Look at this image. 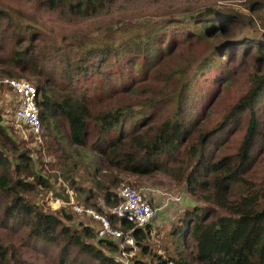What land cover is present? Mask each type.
<instances>
[{"label": "trees", "instance_id": "16d2710c", "mask_svg": "<svg viewBox=\"0 0 264 264\" xmlns=\"http://www.w3.org/2000/svg\"><path fill=\"white\" fill-rule=\"evenodd\" d=\"M115 1L38 0V7L60 19L89 18ZM258 9L264 10L259 0L248 7ZM170 20L168 26H145L141 37L83 51L70 39L41 42L37 27L15 22L0 8V77L32 76L48 151L60 170L53 176H62L84 207L101 212L98 198L118 204L114 188L124 174H167L203 203L184 211L166 258L153 252L149 261L133 258L132 264H264V22L257 35L245 30L231 37L240 24L253 25L232 8L206 6L188 21ZM219 34L230 38L219 41ZM202 41L209 45L203 63L188 74L179 64L190 61L188 52ZM220 56L252 57L257 67L245 76L226 69L218 78L212 69ZM172 59L176 69L164 70ZM94 77L113 83L102 85L101 98ZM200 78L212 82L205 92L194 89ZM219 83L229 88L224 105L215 102ZM141 93L137 108L126 100ZM91 127L96 137L88 145ZM30 154L26 140L14 137L0 116V264H40L37 257L29 260L32 246L53 264H125L117 258V242L81 222L73 226L71 214L43 210L31 199L58 194ZM63 187L61 200L68 201ZM131 228L137 247L149 224L121 221L122 230Z\"/></svg>", "mask_w": 264, "mask_h": 264}, {"label": "rangeland", "instance_id": "374dc122", "mask_svg": "<svg viewBox=\"0 0 264 264\" xmlns=\"http://www.w3.org/2000/svg\"><path fill=\"white\" fill-rule=\"evenodd\" d=\"M253 1L254 0H116L114 4L108 6L107 9L95 16L89 18L67 17L65 19H60V17H56L52 13H45L40 7H38V0H0V8L7 10L15 22L22 25L30 24L37 27V30L42 34L41 42L47 43L48 41H57L60 43L62 39H70L76 43L77 47L85 51L92 47H102L106 44L116 43L127 36L141 37L144 32V27L150 26L156 22H158V26H168L175 21L170 19L188 21L191 17L196 15L200 9L206 6H212L218 10L232 8L246 17L251 18L253 21L252 26L240 24L239 27L234 28L235 31L231 34V37L239 36L245 30H247L249 34L257 35L261 32L259 21L264 22V10L258 9L254 12H249L248 7ZM259 2L264 5V0H259ZM166 36L167 34H165V37ZM228 37L230 38V35L219 34L217 39L220 41ZM165 40L166 39L164 38L161 44H163ZM208 46V43L204 41H202L200 45L192 46L187 56L190 61L180 63L179 65L182 66L181 69L184 68L188 74L190 71H195L198 68V65L203 63L201 54L205 52V49H207ZM176 51H178V49H176ZM140 58L141 56L136 58L137 64L139 63ZM216 60L217 63L214 64L212 72H217L216 76L218 75V78L222 74L221 71L226 69L236 75L245 76L250 75L251 72H255L257 67L256 62L252 57L241 60L238 56L229 61L226 60L225 57L220 56L216 58ZM172 62L173 59L164 66V70L176 69L174 68L176 65H171ZM125 65L126 63L124 59L123 67ZM19 78L26 79L33 83V78L30 74H24ZM200 79L201 80L197 82L194 89L199 91L200 87L203 86L202 89L205 92L208 90L209 85L212 82L209 83L211 80H208L207 83H205L206 78L204 80L202 78ZM79 80L88 83V80L91 79L85 80L84 78H80ZM92 82L96 84V92L99 98L104 95L102 91L105 88L113 86V83L108 85L107 82H104L103 79H100L99 77H94ZM153 83L156 85L157 82L154 81ZM102 85L104 86L103 90ZM90 86L93 88L92 85ZM213 86H215V84H213ZM215 91V94H217L215 102L224 105L229 98V88H227L225 84L219 83ZM143 96V93L129 97L126 96V100L130 103L137 104L135 106V108H137L140 101L136 100H140ZM13 110L12 92L8 89L0 88V116L3 120V124L9 127L10 131L14 134V137L20 140H26L27 147L31 148L30 155L37 170L41 174L51 175L54 188L52 190H54L55 193L56 189V193L58 194L57 196H52V198H48L46 194L42 196H33L31 199L38 202V204L43 207V210L58 212L60 214L62 212L71 214L73 220L69 224L73 226H76L81 222L84 225L91 226L95 229L98 226L95 220L85 215L82 216L72 213L69 206L59 205V201L56 200L57 197L61 200V196H64L65 191L63 186H65L66 188H69V191L75 200L82 204L78 197L76 198L78 193L75 195V191L64 179H62V176H53L60 170L56 167L54 156L48 151V135L45 126L42 142L36 143L33 136L28 135L27 130L14 120ZM166 112L167 111L163 112L162 117H160L161 119ZM91 130L92 127L88 133V145L91 144L96 137L92 134ZM259 158L264 159V149L262 153L259 154ZM79 174L87 179L86 174H82L81 171H79ZM121 177L123 183L116 186L114 190L123 184L133 185L135 188L140 189L150 199L152 205L157 208L155 215L149 224V230L147 229L145 231L147 235H145V238L140 241L141 245H138L134 249V253L130 257L128 256L124 258L126 261L122 262L125 264H132L134 259L139 258L144 261H149L153 252H157L163 258H166L168 252L173 248L174 231L177 230V227L181 222L180 218L184 211L193 206H203V203L195 198H191L190 195L187 194L183 182H177L164 173H156L151 176L124 174ZM85 184L86 186L88 185V180H85ZM97 203L100 204L102 211L108 207V205H105L102 198H98ZM220 212L226 213L224 210ZM114 226L120 228L121 225L119 222H116ZM12 238L13 237H11V240ZM142 247H147L148 252L143 251ZM28 253L30 254V261H33V258L37 257L39 258L40 264H53L47 253L40 252V249H38L37 246H32V248L28 249ZM79 257L83 262L86 261L83 256L80 255Z\"/></svg>", "mask_w": 264, "mask_h": 264}, {"label": "built area", "instance_id": "2783aa9c", "mask_svg": "<svg viewBox=\"0 0 264 264\" xmlns=\"http://www.w3.org/2000/svg\"><path fill=\"white\" fill-rule=\"evenodd\" d=\"M0 86L8 89L13 94L14 120L27 130L28 135L33 136L36 143H41L43 127L39 116L38 92L35 85L23 78L4 76L0 77ZM67 191L68 201L60 200L57 197L56 200L59 201V205L69 206L72 212L95 220L98 224L95 228L97 236L100 238L109 237L121 246L122 249L117 254L118 259L121 261H126L124 258L130 257L136 248L134 239L131 236L133 228L124 231L121 226L120 228L114 226L109 215L115 218L120 225L121 221L124 220L131 223L133 227L141 228L150 224L157 210L140 189L130 184L117 187L115 192L120 198V202L106 207L101 212L92 207H84L75 200L69 189ZM47 197L52 198V191L48 192ZM125 246H130V249L125 250Z\"/></svg>", "mask_w": 264, "mask_h": 264}]
</instances>
